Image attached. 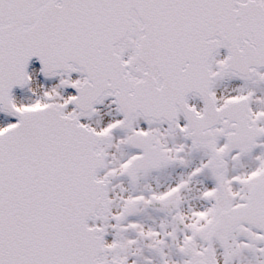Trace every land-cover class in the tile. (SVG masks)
I'll use <instances>...</instances> for the list:
<instances>
[{"label": "snow or ice", "instance_id": "snow-or-ice-1", "mask_svg": "<svg viewBox=\"0 0 264 264\" xmlns=\"http://www.w3.org/2000/svg\"><path fill=\"white\" fill-rule=\"evenodd\" d=\"M0 264H264V0H0Z\"/></svg>", "mask_w": 264, "mask_h": 264}]
</instances>
